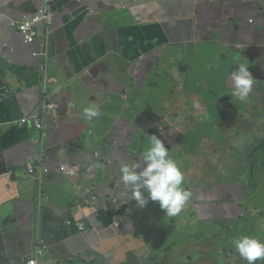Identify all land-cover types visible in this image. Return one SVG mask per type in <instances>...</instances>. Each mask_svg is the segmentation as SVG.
Here are the masks:
<instances>
[{"label":"crops","instance_id":"1","mask_svg":"<svg viewBox=\"0 0 264 264\" xmlns=\"http://www.w3.org/2000/svg\"><path fill=\"white\" fill-rule=\"evenodd\" d=\"M42 3L0 0V264H25L40 242L38 264H247L232 241H264V50L236 53L260 80L231 96L238 0H56L25 45L16 23ZM95 10L116 22L92 24ZM89 104L100 117H84ZM152 134L192 194L174 217L138 207L119 178Z\"/></svg>","mask_w":264,"mask_h":264},{"label":"clouds","instance_id":"2","mask_svg":"<svg viewBox=\"0 0 264 264\" xmlns=\"http://www.w3.org/2000/svg\"><path fill=\"white\" fill-rule=\"evenodd\" d=\"M240 57V54L233 57L237 67L229 72L233 89L228 93L245 101L253 91L255 79L248 70L249 61H241ZM83 113L87 120L101 116L100 108L95 104H89ZM119 178L130 189V199L135 200L138 207L143 208L149 200L158 202L168 217L179 215L192 195L190 190L182 186L184 174L180 166L169 156L168 147L155 134L151 135L150 144L142 154V162H121ZM232 244L247 264L264 260V241L241 235L233 239Z\"/></svg>","mask_w":264,"mask_h":264},{"label":"water","instance_id":"3","mask_svg":"<svg viewBox=\"0 0 264 264\" xmlns=\"http://www.w3.org/2000/svg\"><path fill=\"white\" fill-rule=\"evenodd\" d=\"M225 1L226 0H224V2ZM43 5H44V0L40 9L43 7ZM237 6L240 11H235V13L228 18L236 21V23L234 22L235 30L231 32V34H233V38L232 40L227 41L226 45L224 46V49L228 52V55L231 57L230 60L231 66H233V57L236 56V53L240 50L241 47H243L242 45L249 46L251 43H254L260 45V47H262V49L264 50V0H238ZM127 8L129 9L130 7ZM40 9L35 14H32L24 18L23 21L36 16L39 13ZM54 14H55V9H54ZM91 14L94 15L93 17H95L91 23L96 24V26L112 20H115L116 22L115 15H110L109 17L101 16L100 13L97 12L96 10L95 12L92 11ZM123 17H125V15H123ZM45 23H46L45 21H41L40 23L37 24L36 28L38 29L39 32L38 36L35 37L33 41L28 43L26 42L25 45H29L34 41L35 42L40 41V39L43 38L44 34L47 33ZM231 23L226 22L224 27L228 26V28H230ZM244 26L251 27V29L249 31H244ZM22 36L24 38L23 34ZM234 68L235 67H233L230 71H233ZM252 76L255 79V82L257 80H260L259 77H256L254 75ZM263 119H264V115H263ZM153 125H157V124L154 123ZM35 138L36 140L33 141V137H32V140L30 142L33 144L36 143L34 148L38 153V156H36V158L40 160L41 153L39 154V150L45 147L46 137L44 135V138L43 137L42 138L35 137ZM111 160L112 158L109 161Z\"/></svg>","mask_w":264,"mask_h":264},{"label":"built area","instance_id":"4","mask_svg":"<svg viewBox=\"0 0 264 264\" xmlns=\"http://www.w3.org/2000/svg\"><path fill=\"white\" fill-rule=\"evenodd\" d=\"M56 0H44V5L40 9L39 13L25 21L18 22L17 27L19 31L24 35L25 42H31L34 40L35 37L38 36L39 32L37 27V24L41 21H45L47 25H50L51 22L54 20L55 14H54V4ZM54 105L52 103H46L43 107L42 116H37L34 120L35 127L37 128V131L40 133L39 137L44 138V116L46 114L47 108H53ZM36 138L33 137V141H35ZM38 168L41 169L42 172L47 173L49 169L42 165L41 163H37ZM34 161H30L27 163V167L30 171V173H37L36 172V165ZM83 227V226H81ZM47 245L44 244V242H40L37 246L35 253L32 257L28 258L25 264H38V258L43 256L45 251L47 250Z\"/></svg>","mask_w":264,"mask_h":264},{"label":"rangeland","instance_id":"5","mask_svg":"<svg viewBox=\"0 0 264 264\" xmlns=\"http://www.w3.org/2000/svg\"><path fill=\"white\" fill-rule=\"evenodd\" d=\"M250 152H252L251 150H250ZM242 155L245 157V154L244 153H242ZM211 156H209V158H210ZM211 170H212V166H211Z\"/></svg>","mask_w":264,"mask_h":264}]
</instances>
